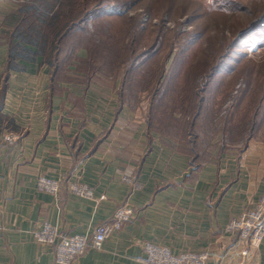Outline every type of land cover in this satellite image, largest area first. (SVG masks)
Masks as SVG:
<instances>
[{
	"label": "crops",
	"instance_id": "crops-1",
	"mask_svg": "<svg viewBox=\"0 0 264 264\" xmlns=\"http://www.w3.org/2000/svg\"><path fill=\"white\" fill-rule=\"evenodd\" d=\"M17 13L24 14L17 4L0 0V264H59L52 246L35 241V229L47 221L66 234H89L124 203L135 216L70 264H145L146 241L173 254L264 264V237L241 258L234 252L245 243L225 231L264 196V153H206L161 135L145 123L142 101L91 82L74 47L51 69L35 44L14 34ZM11 46L21 55L10 67ZM9 130L19 135L14 145L2 141ZM39 175L61 182L57 198L37 188ZM73 180L93 198L70 192Z\"/></svg>",
	"mask_w": 264,
	"mask_h": 264
},
{
	"label": "rangeland",
	"instance_id": "rangeland-1",
	"mask_svg": "<svg viewBox=\"0 0 264 264\" xmlns=\"http://www.w3.org/2000/svg\"><path fill=\"white\" fill-rule=\"evenodd\" d=\"M8 1L33 6L26 23L48 48L61 35L48 21L71 26L72 13L93 22L89 46L79 32L60 39L83 54L92 83L142 101L161 135L206 153H264V0Z\"/></svg>",
	"mask_w": 264,
	"mask_h": 264
},
{
	"label": "built area",
	"instance_id": "built-area-1",
	"mask_svg": "<svg viewBox=\"0 0 264 264\" xmlns=\"http://www.w3.org/2000/svg\"><path fill=\"white\" fill-rule=\"evenodd\" d=\"M19 135L13 131H5L2 141L6 145H14ZM124 180L130 179L126 176ZM37 188L58 197L61 182L45 175L37 177ZM67 188L70 192L87 198H93L92 189L79 180L69 181ZM136 211L130 205L124 203L119 205L113 212L109 221L97 224L91 233L66 234L58 230L51 223L45 221L39 228L33 231L34 239L42 245L53 247V258L56 263L70 264L84 253L88 248H100L103 241L115 230L121 228L122 223L132 219ZM225 231L236 237L237 243H245L246 249L234 252V255L246 257L249 248L256 247L264 237V196L260 197L254 207L244 209L237 218H232L225 225ZM144 255L139 259L145 264H232L229 257L215 255L208 252H182L173 254L167 247L146 241L144 243ZM213 257H215L213 260ZM229 263H225L226 259ZM235 264V263H234ZM236 264H242L240 259Z\"/></svg>",
	"mask_w": 264,
	"mask_h": 264
},
{
	"label": "trees",
	"instance_id": "trees-1",
	"mask_svg": "<svg viewBox=\"0 0 264 264\" xmlns=\"http://www.w3.org/2000/svg\"><path fill=\"white\" fill-rule=\"evenodd\" d=\"M20 9H21L20 11L23 12L24 14L23 15H19L18 13L14 14L15 25H16L14 34L17 35L19 38H22L23 40H27V41H30V42L33 43V41H35V40H33L34 37L32 36L33 35L32 32L37 31L38 34H39L40 30L38 28L33 27V24H31L30 22L26 23L27 19H26V15L25 14H27L26 13L27 11H29L31 9L33 10L34 8H33V6L26 5L25 7L24 6L23 7L20 6ZM78 16H79V14H77V15L76 14H72V13L68 14L67 18H68V20L70 19L69 23L74 21L73 25H71V26L67 25L66 26V24L64 23L65 21H64L60 25V29L56 28L57 24L54 21H51V22L48 21V26H52V29L55 31L54 32L55 36H58V34H61L59 36V38L54 43H52V42L49 43V45H50L49 48H48V44H46V39H43L44 41L42 43H39L37 40L33 43V44H35L38 47V51L41 52L44 55L45 61L48 63V65L52 69H54L55 67H57V65H59L58 64L59 58L62 59L64 56H66V54L69 55V52H71V50L73 48L72 47V42L73 41L72 42L69 41V43H67V44L64 43L63 44L62 39H60L62 36L64 38L65 34H67L70 31H72L73 33L74 32H79V34H82V35H80V37L83 36L82 40H80V43H82V42L86 43L87 42L86 46L90 45L89 41L91 40V38L94 39V35H92L93 33L89 34V32L92 30V28L94 26V24H92L93 22H91L87 18H79ZM56 17L57 16L55 15L51 19L55 20ZM63 17H65V14H64ZM262 17H264V12H263V16ZM40 18H42V17H39V19ZM259 20H260L259 23H263L264 22V19H259ZM40 21H42V20H40ZM98 44H99V42H98ZM105 44L106 43L103 44V47H106ZM51 51H52V53H51ZM46 54L48 56H46ZM15 55H21V53H20L19 50H16L15 48H13L11 46L10 47V52H9V57H10L9 66L10 67L14 66L12 61H13V58H14Z\"/></svg>",
	"mask_w": 264,
	"mask_h": 264
}]
</instances>
